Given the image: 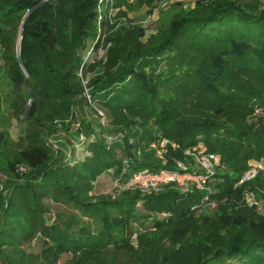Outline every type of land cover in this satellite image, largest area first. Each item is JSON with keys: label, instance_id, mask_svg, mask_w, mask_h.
<instances>
[{"label": "trees", "instance_id": "obj_1", "mask_svg": "<svg viewBox=\"0 0 264 264\" xmlns=\"http://www.w3.org/2000/svg\"><path fill=\"white\" fill-rule=\"evenodd\" d=\"M102 5L158 0H0V264H264V0L175 3L147 41ZM194 148L209 191L119 187Z\"/></svg>", "mask_w": 264, "mask_h": 264}, {"label": "built area", "instance_id": "obj_2", "mask_svg": "<svg viewBox=\"0 0 264 264\" xmlns=\"http://www.w3.org/2000/svg\"><path fill=\"white\" fill-rule=\"evenodd\" d=\"M186 153L192 157L194 165L200 172H189L190 166L180 162L177 165V171L164 169L155 174L149 171L136 173L129 179L126 185L119 187L122 189H140L150 193L162 191L167 185L176 184V187L182 190L196 187L199 190L209 191L208 183L216 173L215 168L219 162L218 157L213 154L199 153L196 148ZM257 172V167L250 169L245 173L241 183L253 179L257 175Z\"/></svg>", "mask_w": 264, "mask_h": 264}, {"label": "rangeland", "instance_id": "obj_3", "mask_svg": "<svg viewBox=\"0 0 264 264\" xmlns=\"http://www.w3.org/2000/svg\"><path fill=\"white\" fill-rule=\"evenodd\" d=\"M104 2V0H103ZM183 3L186 6L189 5H193L194 0H158V6L156 8V10L151 14L150 18H148L147 20L144 18V14L142 11H136L133 13L129 14V18L127 17H121L119 15L120 11L123 8H113L112 6H110L109 8H107L106 10H104V6H101V11L104 12V14H100L99 16V20L101 21L102 19H107L108 21H110L111 24L115 25L117 23H119V25H121L122 23H126L125 25L127 27L131 25H136V24H143V28H144V40L147 41L149 40L151 37H154L157 35L158 33V25L166 18L163 17L161 15V12L166 11L167 8L175 5V3ZM163 17V18H162ZM91 48V46H90ZM85 85H87V83L85 82ZM20 127L21 125H19L17 122L14 123V127L12 128V135L15 139H17L20 135ZM80 158H83L84 155H79ZM253 165L255 166H260L258 164L253 163ZM103 187L105 189V191H109L111 190V180L109 178H106L103 181ZM255 205H258L259 209L261 212L264 211V206H262L261 202H257ZM34 250L39 251L40 250V246L39 245H34L32 246ZM66 260H68V258H64L61 260V262L59 264H64L66 262Z\"/></svg>", "mask_w": 264, "mask_h": 264}]
</instances>
